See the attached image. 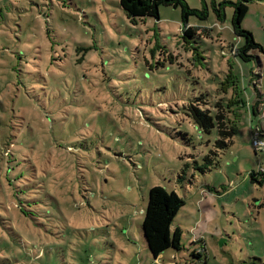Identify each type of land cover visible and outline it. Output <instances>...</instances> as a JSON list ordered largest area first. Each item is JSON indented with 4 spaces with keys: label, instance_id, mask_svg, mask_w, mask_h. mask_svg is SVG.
Masks as SVG:
<instances>
[{
    "label": "rangeland",
    "instance_id": "obj_1",
    "mask_svg": "<svg viewBox=\"0 0 264 264\" xmlns=\"http://www.w3.org/2000/svg\"><path fill=\"white\" fill-rule=\"evenodd\" d=\"M234 1L185 0L203 14L184 37L180 5L133 21L119 0H0V145L14 132L18 171L40 186L29 206L0 192V264H264V153L251 142L255 129L264 142V0L241 21L263 49L248 60L230 50ZM194 97L220 99L234 124L204 172L194 161L216 129L189 116ZM153 185L185 201L182 248L156 260L140 231Z\"/></svg>",
    "mask_w": 264,
    "mask_h": 264
},
{
    "label": "trees",
    "instance_id": "obj_2",
    "mask_svg": "<svg viewBox=\"0 0 264 264\" xmlns=\"http://www.w3.org/2000/svg\"><path fill=\"white\" fill-rule=\"evenodd\" d=\"M249 1L236 0L231 2L234 8L231 17L232 30L234 35L242 38V41L236 45L234 43H230L229 45L233 55L240 57L242 60H248L252 56L250 54L252 49L256 48L263 51L261 45L255 41L250 31L241 26V21L248 10L247 3ZM119 4L127 17L133 21L144 17L158 18V7L160 4L180 5L181 22L183 26L186 25L183 29L184 37L193 36L196 33L193 32V29H198L196 26L188 24V16L197 15L198 13L203 14L202 11L190 8L185 0H119ZM199 99L201 97H194V101L187 104L186 109L189 111V116L205 132H209L212 127L216 129V138L213 142L209 143L211 148L202 155L201 163L194 161L197 169L204 172L219 164L216 156L221 151L226 150L232 142L231 137L234 134V124L228 118V111L224 108L220 99L218 101L214 100L211 102V105H207L204 101L199 103ZM255 108L256 105L252 107V114H255L253 111ZM2 128L4 127L0 126V132ZM42 140L46 145L49 144L46 138H42ZM50 143L54 145L52 141ZM16 144H20V141L14 135V132H11L6 140L5 149H2L0 145V192L2 196L10 193L18 200L25 201L29 206L31 201H36L38 198L40 186L33 183V180L27 176H23L25 175L24 173L18 171V167L21 164L18 159L22 158L20 154L22 151L15 148ZM59 145L56 143V146ZM259 151L264 153L262 149ZM27 167L24 169L25 171L28 169ZM258 171H261V168ZM256 174L254 171L249 172L251 180H256ZM179 178L182 179L183 177L179 176ZM184 204V199L173 189L168 191L161 185H153L149 188L147 203L140 223V231L148 254L152 258H156L166 249L180 250L182 248L180 242L181 229L174 225L173 219ZM20 206L25 212H28L23 205ZM200 241L195 239L192 243L196 244ZM202 250H204L203 247L201 245L198 246L196 251H191V256L200 259ZM203 264H206V259L203 260Z\"/></svg>",
    "mask_w": 264,
    "mask_h": 264
},
{
    "label": "built area",
    "instance_id": "obj_3",
    "mask_svg": "<svg viewBox=\"0 0 264 264\" xmlns=\"http://www.w3.org/2000/svg\"><path fill=\"white\" fill-rule=\"evenodd\" d=\"M251 142H252V145L254 146V148L256 146H258L257 149H259V147L260 146L262 147V145H263L262 148H264V142L262 141V139H260L259 132L256 129L252 133ZM262 148H260V149H262Z\"/></svg>",
    "mask_w": 264,
    "mask_h": 264
},
{
    "label": "crops",
    "instance_id": "obj_4",
    "mask_svg": "<svg viewBox=\"0 0 264 264\" xmlns=\"http://www.w3.org/2000/svg\"><path fill=\"white\" fill-rule=\"evenodd\" d=\"M252 107H253V106H252ZM252 107H251V111H252ZM251 113H252V112H251ZM201 203H202V202H199V205H201ZM195 239L197 240L198 238L195 237ZM158 256H160V254H159ZM158 256H157L156 258H153V260H156V259L158 258ZM206 263H207V259H206ZM195 264H197V263H195Z\"/></svg>",
    "mask_w": 264,
    "mask_h": 264
}]
</instances>
